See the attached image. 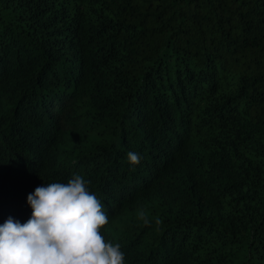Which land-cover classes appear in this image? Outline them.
Instances as JSON below:
<instances>
[{
    "label": "trees",
    "instance_id": "16d2710c",
    "mask_svg": "<svg viewBox=\"0 0 264 264\" xmlns=\"http://www.w3.org/2000/svg\"><path fill=\"white\" fill-rule=\"evenodd\" d=\"M74 174L124 264H264V0H0V225Z\"/></svg>",
    "mask_w": 264,
    "mask_h": 264
},
{
    "label": "clouds",
    "instance_id": "9594fccd",
    "mask_svg": "<svg viewBox=\"0 0 264 264\" xmlns=\"http://www.w3.org/2000/svg\"><path fill=\"white\" fill-rule=\"evenodd\" d=\"M127 159L134 165L141 157L129 152ZM89 183L74 174L28 194L30 218L20 223L9 217L0 225V264H124L120 244L101 233L109 220ZM139 218L150 223L143 211Z\"/></svg>",
    "mask_w": 264,
    "mask_h": 264
}]
</instances>
